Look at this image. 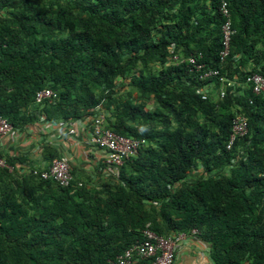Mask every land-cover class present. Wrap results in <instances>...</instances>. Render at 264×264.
<instances>
[{
	"label": "trees",
	"instance_id": "1",
	"mask_svg": "<svg viewBox=\"0 0 264 264\" xmlns=\"http://www.w3.org/2000/svg\"><path fill=\"white\" fill-rule=\"evenodd\" d=\"M225 1L221 59L223 0H0V116L22 132L102 112L144 140L93 185L0 152L14 166L0 168V264H110L145 229L194 235L212 264H264V93L247 82L264 73V0ZM238 115L248 131L228 148Z\"/></svg>",
	"mask_w": 264,
	"mask_h": 264
},
{
	"label": "built area",
	"instance_id": "2",
	"mask_svg": "<svg viewBox=\"0 0 264 264\" xmlns=\"http://www.w3.org/2000/svg\"><path fill=\"white\" fill-rule=\"evenodd\" d=\"M221 12L225 21L222 26L223 31V49L221 51V59L229 55L231 49L232 36L235 33L231 12L227 1L223 0L221 4ZM191 63H196L195 58L190 59ZM201 65H197L200 68ZM217 70H211L206 73V77L217 75ZM247 82L253 86L255 94L264 93V73H255L247 77ZM236 81L227 80V87L234 86ZM226 85L221 87L220 98L226 96ZM57 93L50 89L38 91L36 100L41 102L45 98L56 97ZM206 97V95L204 96ZM15 131L12 124L5 118L0 116V138L5 137ZM248 131V120L244 115H238L233 121V132L231 140L228 142V148L233 144L234 139L238 135H244ZM91 142L101 149L105 150V163L110 165L113 171L123 164L124 160L137 153L144 140L134 139L121 135L106 125V114L99 112L92 117ZM7 167L10 170L14 166L9 165L6 159L0 155V168ZM43 179H54L63 186H69L73 179L70 161L66 157L54 158L50 165L46 168L34 171ZM197 233V230H193ZM145 239L134 244L124 253L120 254L110 264H174L176 257V249L178 243L181 242L187 234L180 233L174 236H162L151 229L144 230Z\"/></svg>",
	"mask_w": 264,
	"mask_h": 264
},
{
	"label": "crops",
	"instance_id": "3",
	"mask_svg": "<svg viewBox=\"0 0 264 264\" xmlns=\"http://www.w3.org/2000/svg\"><path fill=\"white\" fill-rule=\"evenodd\" d=\"M92 121L77 120L71 123H53L42 120L29 125L24 131L0 138V152L28 155L34 164L44 167L48 164L44 155V143L53 146L60 157H66L76 168L78 175L90 184L105 177L106 153L91 142ZM110 170V169H109ZM111 175V174H110ZM175 264H212L209 245L194 235H187L178 243Z\"/></svg>",
	"mask_w": 264,
	"mask_h": 264
}]
</instances>
